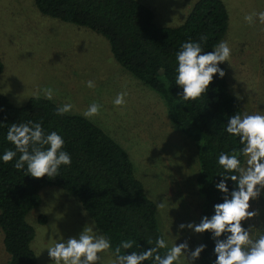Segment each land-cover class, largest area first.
<instances>
[{"label":"trees","instance_id":"1","mask_svg":"<svg viewBox=\"0 0 264 264\" xmlns=\"http://www.w3.org/2000/svg\"><path fill=\"white\" fill-rule=\"evenodd\" d=\"M33 4L44 16L103 36L114 60L162 96L172 126L190 137L197 148L200 218L214 215L213 206L223 203L224 195L215 187L223 172L218 156L243 147L238 137L226 132L228 118L235 113L242 115V107L226 76L216 74L203 99L195 102L178 95L183 90L175 77L176 54L183 43H200L205 52L213 51L226 34L229 14L223 0H196L183 23L175 27L157 26L153 11L138 0H33ZM219 67L223 69L222 64ZM3 68L0 59V74ZM58 107L41 96H32L17 106L0 92V157L6 149L15 150L6 139L10 125L33 121L41 123L45 133L61 135L63 150L72 158L71 167L61 166L54 179L33 178L26 166L17 170L14 165L19 153L8 163L0 159V229L9 254L3 264H37L31 247L35 230L26 216L40 204L39 192L45 186H57L76 199L96 229L110 239L113 250L125 240H135L136 245L122 249V254L154 246L163 234L156 205L146 196L127 152L86 117L56 115ZM240 158L243 163L244 158ZM227 185L230 191L234 187L231 180ZM37 220L45 223L46 216L39 215ZM242 226L248 228L247 221ZM149 239L153 245L147 243ZM201 244L207 247L196 264H213L216 256L211 233H202Z\"/></svg>","mask_w":264,"mask_h":264},{"label":"rangeland","instance_id":"2","mask_svg":"<svg viewBox=\"0 0 264 264\" xmlns=\"http://www.w3.org/2000/svg\"><path fill=\"white\" fill-rule=\"evenodd\" d=\"M154 14L157 26L183 23L196 0H138ZM229 19L226 41L231 58L221 63L228 86L242 107V116L264 115V23L249 24L244 18L264 11V0H223ZM218 43V44H219ZM217 44V45H218ZM0 92L20 106L44 88L53 89L58 106L71 104L68 114L84 113L92 103L100 113L89 119L128 154L137 179L157 209L159 227L169 247L188 242L190 250L202 243V234L184 229L181 223L199 224L201 197L196 187L197 148L190 137L175 129L162 96L124 70L113 58L108 41L86 27L40 14L33 0H0ZM94 81L89 88L87 81ZM127 93L126 104L113 102ZM41 97L43 93L40 92ZM40 204L26 221L35 230L31 247L37 264H53L47 248L57 241L76 237L85 226L99 232L81 204L57 186L40 190ZM163 203L164 207L157 205ZM259 216L247 221L253 238L264 230V192L250 201ZM46 216L39 223V215ZM103 264H112L111 251L100 253ZM9 260L0 229V264ZM197 260L193 262L196 264ZM182 264H188L182 260Z\"/></svg>","mask_w":264,"mask_h":264},{"label":"clouds","instance_id":"3","mask_svg":"<svg viewBox=\"0 0 264 264\" xmlns=\"http://www.w3.org/2000/svg\"><path fill=\"white\" fill-rule=\"evenodd\" d=\"M264 23V11L245 16L249 24L256 19ZM231 58V49L226 41L220 42L213 51L205 52L200 43L185 42L176 54L178 67L176 68V85L182 88L178 93L185 101L202 100L216 74L220 78L225 72L219 65ZM89 88H94V81H87ZM45 99H53V89L40 90ZM40 92L37 93L39 98ZM127 93H119L114 100L116 106L126 104ZM71 104H64L56 109V115L63 116L72 110ZM101 105L92 103L84 115L92 118L99 115ZM226 132L239 138L243 146L238 151L233 149L231 154L221 152L218 164L223 169L222 177L215 187L223 195V203L214 207V215L202 217L199 224L181 223L178 231L188 229L195 233H211L215 242L213 264H264V234L253 238L252 226L245 228L246 222L259 216V210H250V201L258 200L264 192V115L247 114L243 116L235 113L228 118ZM7 141L14 145L15 150L6 149L0 159L8 163L15 159L14 167L23 170L26 166L27 174L40 179L47 176L54 179L59 176L61 166L71 167V155L64 151L65 140L56 131L45 133L41 123L28 121L27 123H12L7 130ZM244 158L242 163L241 158ZM234 184L230 191L227 181ZM159 208L164 204L159 203ZM225 237L221 239V237ZM153 245V241H147ZM136 245L135 240H125L114 250L110 239L103 234L94 233L93 228L85 226L76 237L57 241L47 248L53 264H103L100 253L111 251L115 257L112 264H182L187 260L193 264L207 247L201 244L190 250L187 241L169 247L168 240L161 234L154 242V246L142 251H131L122 254V249L130 250Z\"/></svg>","mask_w":264,"mask_h":264},{"label":"crops","instance_id":"4","mask_svg":"<svg viewBox=\"0 0 264 264\" xmlns=\"http://www.w3.org/2000/svg\"><path fill=\"white\" fill-rule=\"evenodd\" d=\"M96 228V227H95Z\"/></svg>","mask_w":264,"mask_h":264}]
</instances>
